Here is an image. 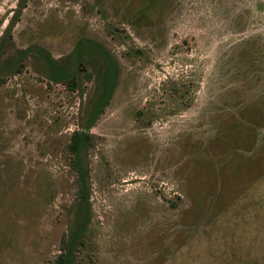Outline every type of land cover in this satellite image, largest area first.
Instances as JSON below:
<instances>
[{
    "label": "rangeland",
    "instance_id": "obj_1",
    "mask_svg": "<svg viewBox=\"0 0 264 264\" xmlns=\"http://www.w3.org/2000/svg\"><path fill=\"white\" fill-rule=\"evenodd\" d=\"M16 0H0V32ZM115 58L83 148L68 264H264V0H25L0 50V264L54 263L77 224L66 148ZM68 235V234H67Z\"/></svg>",
    "mask_w": 264,
    "mask_h": 264
},
{
    "label": "trees",
    "instance_id": "obj_2",
    "mask_svg": "<svg viewBox=\"0 0 264 264\" xmlns=\"http://www.w3.org/2000/svg\"><path fill=\"white\" fill-rule=\"evenodd\" d=\"M25 0H16L15 6L11 9L3 28L0 32V50L3 41L10 34V29L17 19L21 7ZM90 47V50H95L100 60V70L97 74L98 90L95 98L91 102L87 113L84 116L80 127L73 128L68 140L66 141V148L70 153L69 164L73 169L74 177V194L77 198V224L75 229L69 231L62 240L65 245L60 246V251L57 253L53 264H68V261L73 253L76 243L79 241L80 233L85 224L88 201H87V170L83 160V148L88 142L89 133L88 128L95 116L101 111L103 105L107 101L108 95L111 91L114 73H115V58L112 53L102 44L89 38H79L76 40L72 50L68 54V60L59 62L55 57L48 53L41 46L27 45L19 49V57L27 53H35L43 62L46 69V76L48 79L54 81H64L71 84L74 81L75 73L78 68L83 66L82 54L85 49ZM1 74V70H0ZM52 264V263H50Z\"/></svg>",
    "mask_w": 264,
    "mask_h": 264
}]
</instances>
